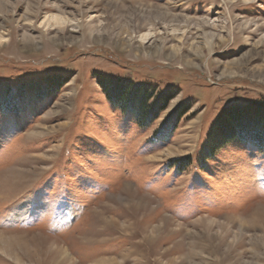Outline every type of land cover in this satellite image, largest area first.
I'll return each mask as SVG.
<instances>
[{"label": "rangeland", "instance_id": "1", "mask_svg": "<svg viewBox=\"0 0 264 264\" xmlns=\"http://www.w3.org/2000/svg\"><path fill=\"white\" fill-rule=\"evenodd\" d=\"M262 98L264 0H0V264H264Z\"/></svg>", "mask_w": 264, "mask_h": 264}, {"label": "trees", "instance_id": "2", "mask_svg": "<svg viewBox=\"0 0 264 264\" xmlns=\"http://www.w3.org/2000/svg\"><path fill=\"white\" fill-rule=\"evenodd\" d=\"M111 86L110 90L107 91L106 89L109 98H113L114 96L117 98L123 94V90L125 91L128 88L118 83H114ZM136 91L133 92L134 96L141 97L140 102H143L144 91ZM147 109L145 112H150V109ZM217 122L220 128L210 140V145H216L221 139H232L234 137V135L232 136V129L240 127L237 130L242 132L236 135L235 138L241 139L248 144H253L260 152L264 153V98L245 104L234 103L226 107Z\"/></svg>", "mask_w": 264, "mask_h": 264}, {"label": "bare ground", "instance_id": "3", "mask_svg": "<svg viewBox=\"0 0 264 264\" xmlns=\"http://www.w3.org/2000/svg\"><path fill=\"white\" fill-rule=\"evenodd\" d=\"M54 18V17H53ZM56 18V17H55ZM53 21V20H52ZM57 21V20H56ZM47 23V22H46ZM56 23H58V22H56ZM209 36V35H208ZM142 38H143V36H142ZM145 38H146V36H145ZM193 56V55H192ZM191 57V56H190ZM232 66H233V64H227L226 66H225V69H224V71H228V69H232ZM4 166V165H3ZM23 172V170H14V173H11L9 176H7V177H4V181H10L11 179H13V178H16V179H18L19 177L18 176H21V174H23L24 175V173H22ZM3 184V183H2ZM5 184V183H4ZM125 200H127V201H129L131 204H132V208H133V211L135 212V213H140V212H144V211H146V210H148V207H149V200H147V198H145V197H143V196H141V197H137L136 195H133V194H130V193H128V195H127V198H125ZM263 210V209H262ZM167 218H170V219H172L171 217H167ZM110 221V220H109ZM112 221V220H111ZM113 222V221H112ZM115 222V221H114ZM50 238V236H46V235H44V239L43 240H50L49 239ZM1 239V238H0ZM53 241V240H52ZM44 242V241H43ZM58 242H57V240H55V241H53L52 242V244H54V245H56ZM30 245V244H29ZM58 245V244H57ZM25 244H24V246L22 247V248H25ZM31 246V245H30ZM32 248V247H31ZM29 249H27V248H25L24 250H23V252L25 253V254H30V251H28ZM28 251V252H27ZM32 254V253H31ZM30 254V255H31ZM33 254H35V253H33ZM50 254H52L53 255V257H52V260L53 261H55V262H57L58 264H64L65 262H64V260H66L67 259V254H66V252H65V250H63V248H61V247H58V246H53V252H51ZM101 261V262H100ZM107 261H114L113 262V264L115 263V260L113 259V258H102V259H100L99 260V262L98 263H96V264H101V263H106ZM94 263V262H93ZM92 263V264H93ZM115 264H117V263H115Z\"/></svg>", "mask_w": 264, "mask_h": 264}]
</instances>
